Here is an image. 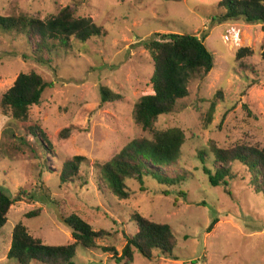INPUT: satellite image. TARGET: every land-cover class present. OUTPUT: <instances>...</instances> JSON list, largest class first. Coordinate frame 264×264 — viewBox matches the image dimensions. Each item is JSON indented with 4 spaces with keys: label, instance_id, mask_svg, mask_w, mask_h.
I'll return each mask as SVG.
<instances>
[{
    "label": "rangeland",
    "instance_id": "obj_1",
    "mask_svg": "<svg viewBox=\"0 0 264 264\" xmlns=\"http://www.w3.org/2000/svg\"><path fill=\"white\" fill-rule=\"evenodd\" d=\"M220 1L0 0L2 16L44 19L71 6L102 31L86 43L72 39L67 49L53 52L52 63L41 64L31 56L24 35L0 29V185L12 196L22 191L33 195H24L9 210L0 231V264H20L8 256L20 222L45 243H74L62 219L73 214L95 231L108 233L97 240V247L79 245L75 264H125L104 248L114 246L121 255L125 233L137 230L136 213L171 225L178 245L174 256L156 253L153 260L135 251L131 264H264V195L253 190L238 165L236 179L213 186L198 158L201 151L213 157L211 144L264 148V30L262 24L243 19L214 21L222 12ZM170 33L204 38L215 66L191 79L188 97L179 100L174 112L144 129L134 108L141 97L153 93L154 63L145 43ZM244 47L252 53L237 61ZM32 71L51 85L32 107L27 125L45 132L51 148L44 152L1 105L18 75ZM103 87L120 98L103 102ZM174 127L186 135L176 169L185 175L180 185L149 179L142 191L137 181L129 180L132 195L125 200L99 189V164L136 138L151 139L154 131ZM76 156L87 159L81 177L88 183L62 184V167ZM35 210H41L39 216L26 217Z\"/></svg>",
    "mask_w": 264,
    "mask_h": 264
},
{
    "label": "trees",
    "instance_id": "obj_2",
    "mask_svg": "<svg viewBox=\"0 0 264 264\" xmlns=\"http://www.w3.org/2000/svg\"><path fill=\"white\" fill-rule=\"evenodd\" d=\"M219 8L222 12L214 18L218 23L243 19L248 23L262 24L264 30V0H221ZM0 29L24 35L31 49V56L41 64L52 63L50 56L53 52L60 47L67 49L72 39L86 43L102 33L91 17H79L71 6L44 19L27 15H0ZM145 47L154 63L151 78L153 93L140 98L135 105L134 116L136 122L144 129H151L160 116L174 112L179 100L188 97L189 82L197 73L208 74L214 68L215 55L205 44L204 38L191 34H159V38L145 43ZM251 53L249 48H240L236 60L239 61ZM50 86V83L35 71L21 73L4 94L1 104L13 121L34 135L43 152L51 148L45 132L38 125H27L32 107L41 103L45 91ZM101 91L103 102L120 98V95L107 87H103ZM185 141V132L179 127L156 130L151 139L132 140L111 160L98 165L96 180L99 182V189H106L114 197L125 200L132 195L129 180L137 181L142 191L147 190L146 183L149 179L164 186L180 185L185 180V175L176 169ZM210 152L213 157H210L208 151H201L198 158L213 186L227 185L229 180L236 179L239 174L235 171V166L238 165L244 168V178L248 177L253 190L264 195V148L246 144L221 148L211 144ZM208 158L212 160L209 165ZM86 160L84 156H76L65 163L59 177L61 183L78 180L88 183V179L81 177V167ZM165 193L168 194V191ZM24 195L33 196L28 191L12 196L0 185V231L8 221L11 206L23 201ZM40 212L41 210L31 211L26 217H37ZM62 219L71 229L74 243H45L33 237L29 228L20 222L13 230L8 256L18 260L20 264H75L79 245L85 248L97 247V240L108 234L105 230L95 231L90 224L75 214L62 215ZM134 221L137 230L133 234L125 233L126 244L121 255L114 246L104 248L105 251L112 252L117 263L124 261L125 264H131L135 251L149 260H153L156 253L167 257L174 256L178 236L171 225L150 220L140 213L134 215Z\"/></svg>",
    "mask_w": 264,
    "mask_h": 264
}]
</instances>
